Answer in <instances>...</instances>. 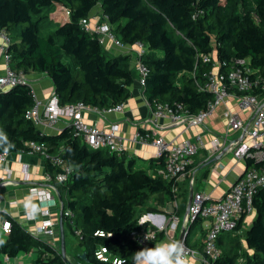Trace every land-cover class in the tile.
Instances as JSON below:
<instances>
[{
  "label": "trees",
  "instance_id": "trees-1",
  "mask_svg": "<svg viewBox=\"0 0 264 264\" xmlns=\"http://www.w3.org/2000/svg\"><path fill=\"white\" fill-rule=\"evenodd\" d=\"M95 7L100 10L98 24H108L118 42L145 46L140 56L147 68L142 91L151 108L168 105L192 115L206 109L213 94L200 86L216 63L223 70L244 58L264 72V0H0V30L10 39L6 50L10 68L24 75L44 73L61 104L83 102L101 111L123 104L130 96L135 69L128 56L108 54L99 34L82 25ZM33 104L27 82L0 90V153L27 151L28 141H42L62 157L72 171L65 182L50 184L62 204L65 246L68 227L82 250L68 262L60 249L0 212V221L10 223L0 255L14 258L34 251L36 264H113L111 259L96 258L97 250L105 247L110 255L124 259L122 264H135L138 251L153 249L165 236L159 230L145 245L134 236L147 194L162 191L172 198L175 178L158 174L165 154L135 167L124 151L87 146L68 124L56 133H41L25 117ZM44 161L46 172L58 171ZM246 162L259 166L251 158ZM253 209L243 239L246 213L233 230L220 234L221 253L211 264H264V188L254 194ZM66 210L72 217L65 215ZM202 220L195 218L184 236L186 245L200 252L205 234L202 241L192 242V237Z\"/></svg>",
  "mask_w": 264,
  "mask_h": 264
},
{
  "label": "built area",
  "instance_id": "built-area-1",
  "mask_svg": "<svg viewBox=\"0 0 264 264\" xmlns=\"http://www.w3.org/2000/svg\"><path fill=\"white\" fill-rule=\"evenodd\" d=\"M90 19H82L81 23L86 30L96 32L97 34H108L114 38L109 30L108 24H96L94 28L90 26ZM0 58L3 59L5 67L0 73V90H4L26 81V75L21 72L12 70L9 66L10 55L6 52L10 43V39L3 30H0ZM117 45H121L115 39ZM138 47L136 71L139 75V84L141 88L145 85V76L147 68L142 64L140 56L145 51L142 43H135ZM205 61H209L208 56L204 57ZM201 90H207L213 94L206 109L197 114H189L186 110L177 112V109L168 105L155 104L151 108V114L154 118L168 117L174 123H186L187 127L197 126L203 123L216 109L218 105L225 102L230 97L237 100L240 110L247 112L248 119L239 116L237 112L231 111L226 113L227 127L229 131H225L220 135L214 136L212 146L215 149L223 148L229 151L237 158H251L259 163L258 167H250L246 169L243 175L236 180L229 189L217 199H210L201 192H193L188 211L184 217L186 225L183 234L175 242L182 243L184 247V258H198L200 264H211V261L218 258L221 251L217 245V239L223 232L233 230L243 213L250 214L253 209V197L259 188H264V72L258 68H252L249 62L244 58L236 59L231 68L220 69V65L216 63L210 73L206 75ZM33 92V91H32ZM34 104L26 110L25 117L31 120L43 133L47 127H51L60 118L64 119L65 124L73 127L74 132L78 135L84 144L91 148H106L111 152H121L124 150L122 139L116 134V127L109 130H102L94 124H89L84 118V112L89 110L101 111L95 107L88 106L83 102L73 104H61L58 96L53 92L44 101L37 100L34 93ZM149 104V103H148ZM123 104H117L103 112L121 111ZM178 109H182L178 106ZM239 132L240 136L234 139H228L229 132ZM134 139L149 142L155 147L157 155L165 154V163L163 168L158 170V174L163 178L175 180L189 171L193 157L198 153L201 147L200 138L185 139L179 142H167L161 136L151 139L149 135H142L140 132L134 134ZM27 151L19 153H27L30 155L41 156L47 160L58 171L54 174L45 172L44 180L51 183L53 180L62 183L67 180L71 173V168L65 164V161L57 154L49 151L45 142L28 141L26 143ZM8 153H0V168L4 172H9L6 167H1L6 162ZM28 175L25 170V177ZM49 188L55 190L52 184ZM32 196H42L47 203L44 207H37L28 212V218L34 219L36 215L43 217L37 231L39 234L52 236L54 234L51 219L46 218L49 215L48 205L54 202V197L49 189H39L36 186L28 189ZM65 215L72 217V212L66 210ZM169 228L175 230L180 223L177 214L170 215ZM164 215L154 212H144L138 217L140 229L134 234L135 239L140 245H145L150 240L155 239L159 230H164L165 224L161 218ZM200 217L209 220V226L203 239L202 251L191 248L185 243V230L195 218ZM152 223V228L147 226ZM10 223L8 220L1 221V230L7 234L9 232ZM78 234V230L75 231ZM95 234H102L101 231ZM174 242V241H173ZM8 262L11 257L4 256ZM96 258L101 261L111 259L113 264H122L124 259L110 255L105 247H100L96 252Z\"/></svg>",
  "mask_w": 264,
  "mask_h": 264
},
{
  "label": "crops",
  "instance_id": "crops-1",
  "mask_svg": "<svg viewBox=\"0 0 264 264\" xmlns=\"http://www.w3.org/2000/svg\"><path fill=\"white\" fill-rule=\"evenodd\" d=\"M94 19H90V26L94 28L98 24L100 10L94 8L91 12ZM104 24V23H103ZM104 50L111 56H128L130 68L135 69V79L130 86V96L123 103L121 111H92L84 112V118L89 124H94L102 130H109L116 127V134L122 139L124 153L128 158L140 160L141 165L147 163L157 156L155 147L137 138L134 134L140 132L142 135H149L151 139L161 136L167 142H179L185 139L200 138L201 147L197 155L193 157L189 171L177 178L173 186L172 198L169 199L162 191L148 193L142 212H154L163 214L162 223L165 224L164 238L154 248L160 245L171 243L178 239L183 227L186 225L184 217L187 211L190 194L201 192L210 199H217L222 196L236 180L251 166L247 165L245 158H237L229 151H224L225 145L220 149L213 148L211 142L214 136L229 131L227 127V112H237L239 116L248 119L247 112L239 109L237 100L230 97L225 102L216 107L213 113L197 126L187 127L186 123H174L168 117L154 118L151 108L143 95L139 84V75L136 71L138 47L134 44L117 45L115 39L108 34H99ZM1 42V39H0ZM4 61L0 58V73L4 71ZM26 81L31 86L37 100L44 101L53 92L54 86L51 80L44 73L33 72L26 75ZM65 125L64 119L60 118L51 127H47L44 132L56 133ZM239 132H229L228 139L238 138ZM224 147V148H223ZM210 159L213 162L208 163ZM1 167H6L9 172H4L0 168V212H5L13 217L28 232L37 238L51 244L55 249H60L58 217L62 208L60 196L55 188H49V183L44 180L46 172L45 161L41 156L30 155L27 153H9L6 162ZM25 170L28 175L25 177ZM36 186L39 189H49L54 197V202L48 205L49 215L46 218L54 223V234L52 236L39 234L37 228L43 219L36 215L34 219H29L27 213L37 207H44L47 203L42 196L30 195L29 187ZM182 211L183 217L179 226L172 230L169 228L170 215ZM180 213V212H178ZM254 213V212H253ZM179 215V214H177ZM180 216V215H179ZM253 215L247 214L244 221ZM152 223L147 226L152 228ZM187 226V225H186ZM209 220L203 219L197 230L194 231L192 242L202 241V236L206 233ZM7 234L1 230L0 221V241H5ZM1 244V243H0ZM78 252L82 250L77 242ZM74 249V250H76ZM36 253H20L11 258L8 262L3 255H0V264H36L34 259ZM68 259H73L67 256ZM146 257L140 258L142 264ZM188 264H200L198 258H189Z\"/></svg>",
  "mask_w": 264,
  "mask_h": 264
},
{
  "label": "clouds",
  "instance_id": "clouds-1",
  "mask_svg": "<svg viewBox=\"0 0 264 264\" xmlns=\"http://www.w3.org/2000/svg\"><path fill=\"white\" fill-rule=\"evenodd\" d=\"M142 256L146 257L142 264H188L182 243L175 241L153 249H141L135 254V264H139Z\"/></svg>",
  "mask_w": 264,
  "mask_h": 264
},
{
  "label": "rangeland",
  "instance_id": "rangeland-1",
  "mask_svg": "<svg viewBox=\"0 0 264 264\" xmlns=\"http://www.w3.org/2000/svg\"><path fill=\"white\" fill-rule=\"evenodd\" d=\"M32 74V73H31ZM247 159V158H246ZM134 165L135 167H139L141 166V162L140 160L136 159L135 162H134ZM146 166V165H145ZM172 192H173V189H172ZM164 193V192H163ZM165 194V193H164ZM254 212V211H253ZM250 213L251 215H253L254 213ZM187 213V211H186ZM180 215V216H179ZM179 218H180V222L182 221V217H183V213L182 211L179 213ZM251 219V216H249L248 219H246L244 221V225H243V228L242 230L240 231V235H241V238L243 239V235H244V231L246 230V228L250 225V220ZM180 224V223H179ZM178 224V226H179ZM177 226V227H178ZM184 229V227H183ZM66 231H67V234H66V242H67V245H66V257L69 256L70 258H73L74 257V254L78 252V249L77 248V239L76 237L70 232V230L68 229V227H66ZM76 249V250H74Z\"/></svg>",
  "mask_w": 264,
  "mask_h": 264
},
{
  "label": "water",
  "instance_id": "water-1",
  "mask_svg": "<svg viewBox=\"0 0 264 264\" xmlns=\"http://www.w3.org/2000/svg\"><path fill=\"white\" fill-rule=\"evenodd\" d=\"M213 161H214V159H210L208 161V163H211ZM191 197H192V194H190V197H189V202H188V205H187V211H188V206H189ZM58 226H59L60 253H61V256L63 257V259H65L66 261L69 262V260L66 257V250H65L66 246H65V234H64V226H63V212H62V208L60 210L59 217H58ZM182 234H181V236H182ZM79 256H80V258L84 259L85 253L82 252L81 254H79ZM70 264H72V263H70Z\"/></svg>",
  "mask_w": 264,
  "mask_h": 264
}]
</instances>
